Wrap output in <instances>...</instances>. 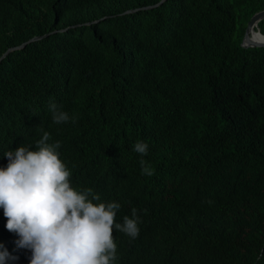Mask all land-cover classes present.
<instances>
[{
	"label": "trees",
	"instance_id": "16d2710c",
	"mask_svg": "<svg viewBox=\"0 0 264 264\" xmlns=\"http://www.w3.org/2000/svg\"><path fill=\"white\" fill-rule=\"evenodd\" d=\"M159 1L0 0V57L67 29L0 62V168L43 127L74 188L118 202L116 223L137 209V238L113 232L115 264H264V48L241 47L264 0L120 15ZM50 101L74 122L54 124ZM5 224L0 209L7 264H29Z\"/></svg>",
	"mask_w": 264,
	"mask_h": 264
},
{
	"label": "clouds",
	"instance_id": "9594fccd",
	"mask_svg": "<svg viewBox=\"0 0 264 264\" xmlns=\"http://www.w3.org/2000/svg\"><path fill=\"white\" fill-rule=\"evenodd\" d=\"M48 107L54 124L74 122L54 101ZM40 132L34 149L25 145L3 153L8 161L0 168L5 228L18 236V248L31 251L29 264H115L118 257L113 232L137 238V209H131V218L125 215L122 223H116L121 205L102 202L92 188H74L72 172L60 158L61 141H53L43 127ZM133 150L146 156L148 145L138 141ZM140 164L145 175H153L144 160ZM14 259L0 244V264Z\"/></svg>",
	"mask_w": 264,
	"mask_h": 264
},
{
	"label": "water",
	"instance_id": "95a60500",
	"mask_svg": "<svg viewBox=\"0 0 264 264\" xmlns=\"http://www.w3.org/2000/svg\"><path fill=\"white\" fill-rule=\"evenodd\" d=\"M166 0H160L158 3L154 4V5H149V6H145V7H141V8H137V9H132V10H128V11H125L123 14L121 15H125V14H134L138 11H141V10H150V9H154V8H157L159 7L160 5H162ZM264 21V9L255 13L250 19L249 21L247 22V25H246V28H245V31H244V35H243V39H242V42H241V47L243 48H264V41L262 42H256L253 40V36H252V33L253 32H256L258 33L260 36H262L264 38V35L261 34L258 30V23ZM94 23H91V24H88V26L92 25ZM56 32H63V31H53L51 32L50 34H45V35H42V36H36V37H33L32 39L16 46V47H11V48H8L3 54L2 56L0 57V62L2 59H4L8 54L14 52V51H19V50H22L24 49L28 44H30L31 42H35V41H38V40H42L44 38H47L49 35L51 34H54Z\"/></svg>",
	"mask_w": 264,
	"mask_h": 264
},
{
	"label": "bare ground",
	"instance_id": "6f19581e",
	"mask_svg": "<svg viewBox=\"0 0 264 264\" xmlns=\"http://www.w3.org/2000/svg\"><path fill=\"white\" fill-rule=\"evenodd\" d=\"M98 21L97 20H95V21H92V22H87V23H84V24H79V25H87L88 26V24H91V23H97ZM72 27V26H71ZM67 29H64V30H59V31H66ZM252 36H253V40L254 41H256V42H262V41H264V38L262 37V36H260L258 33H256V32H253L252 33Z\"/></svg>",
	"mask_w": 264,
	"mask_h": 264
},
{
	"label": "rangeland",
	"instance_id": "374dc122",
	"mask_svg": "<svg viewBox=\"0 0 264 264\" xmlns=\"http://www.w3.org/2000/svg\"><path fill=\"white\" fill-rule=\"evenodd\" d=\"M137 9V8H136ZM130 10H132V9H130ZM128 11V10H127ZM124 13V12H123ZM123 13H121V14H123ZM120 14V15H121ZM125 15H127V14H125ZM256 30H258L261 34H263L264 35V26H263V28H259L258 27V29H256ZM42 36V35H41ZM36 37V36H35ZM32 39V38H31ZM30 40V39H29ZM24 43V42H23Z\"/></svg>",
	"mask_w": 264,
	"mask_h": 264
}]
</instances>
